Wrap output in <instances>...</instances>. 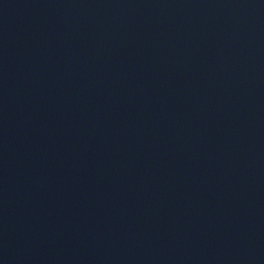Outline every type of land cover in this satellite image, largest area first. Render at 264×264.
<instances>
[{"label":"water","instance_id":"95a60500","mask_svg":"<svg viewBox=\"0 0 264 264\" xmlns=\"http://www.w3.org/2000/svg\"><path fill=\"white\" fill-rule=\"evenodd\" d=\"M0 264H264V0H0Z\"/></svg>","mask_w":264,"mask_h":264}]
</instances>
